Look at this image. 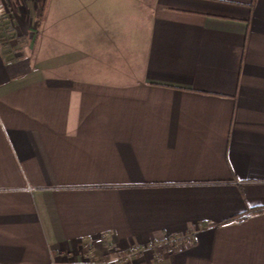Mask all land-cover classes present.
Masks as SVG:
<instances>
[{
  "label": "crops",
  "instance_id": "obj_1",
  "mask_svg": "<svg viewBox=\"0 0 264 264\" xmlns=\"http://www.w3.org/2000/svg\"><path fill=\"white\" fill-rule=\"evenodd\" d=\"M1 1L0 264H264V0Z\"/></svg>",
  "mask_w": 264,
  "mask_h": 264
},
{
  "label": "built area",
  "instance_id": "obj_2",
  "mask_svg": "<svg viewBox=\"0 0 264 264\" xmlns=\"http://www.w3.org/2000/svg\"><path fill=\"white\" fill-rule=\"evenodd\" d=\"M7 9V5L0 0V20L7 13ZM165 249L169 253L173 252L175 250L174 242L172 240L167 241ZM138 253L139 249L137 247H130L128 250L117 254L115 260L120 264H137L135 260Z\"/></svg>",
  "mask_w": 264,
  "mask_h": 264
},
{
  "label": "trees",
  "instance_id": "obj_3",
  "mask_svg": "<svg viewBox=\"0 0 264 264\" xmlns=\"http://www.w3.org/2000/svg\"><path fill=\"white\" fill-rule=\"evenodd\" d=\"M251 213H260V212H264V207H256L253 208L252 210H250Z\"/></svg>",
  "mask_w": 264,
  "mask_h": 264
}]
</instances>
